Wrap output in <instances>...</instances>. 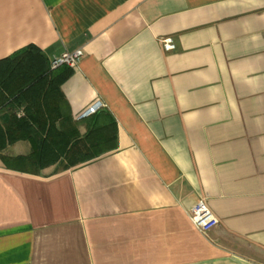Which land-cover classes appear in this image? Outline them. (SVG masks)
Segmentation results:
<instances>
[{
  "label": "crops",
  "instance_id": "0c3cea01",
  "mask_svg": "<svg viewBox=\"0 0 264 264\" xmlns=\"http://www.w3.org/2000/svg\"><path fill=\"white\" fill-rule=\"evenodd\" d=\"M29 44L47 69L81 50L52 71L71 70L61 111L80 136L115 124L67 168L0 156V264H264V0H0V80ZM12 114L0 86V127ZM199 197L218 218L206 232L188 217Z\"/></svg>",
  "mask_w": 264,
  "mask_h": 264
},
{
  "label": "trees",
  "instance_id": "16d2710c",
  "mask_svg": "<svg viewBox=\"0 0 264 264\" xmlns=\"http://www.w3.org/2000/svg\"><path fill=\"white\" fill-rule=\"evenodd\" d=\"M42 59L39 49L29 44L3 60L8 66L0 80V86L10 99L24 110L21 116L12 114L10 124L0 127V152L19 140H26L31 146L27 155L7 157L0 153V156L3 161L12 163L11 167L31 172H38L60 159H64L65 168L88 161L92 155L103 151L100 146L105 142L104 134L110 124H115L112 120L101 124L96 119L80 136L77 128L69 124L68 112L63 117L61 111L65 100L59 83L71 70L67 68L56 80L52 75L54 69H47Z\"/></svg>",
  "mask_w": 264,
  "mask_h": 264
},
{
  "label": "built area",
  "instance_id": "2783aa9c",
  "mask_svg": "<svg viewBox=\"0 0 264 264\" xmlns=\"http://www.w3.org/2000/svg\"><path fill=\"white\" fill-rule=\"evenodd\" d=\"M160 43L164 50H172L175 48V44L172 38L170 37L160 38ZM80 56H81V50H76L73 52H64L60 55L53 56L50 59V67L51 69H54L61 65L74 66L77 63ZM102 107H103V102L97 100L87 109L81 112L77 116V118L80 119L83 117H87L90 114L101 109ZM188 217L191 223L193 224V226L201 232H206L210 230L213 226H215L218 223L217 216L209 207L204 197H199L194 202V204L189 210Z\"/></svg>",
  "mask_w": 264,
  "mask_h": 264
}]
</instances>
